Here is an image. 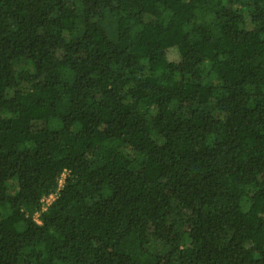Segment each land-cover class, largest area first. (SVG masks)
Wrapping results in <instances>:
<instances>
[{
    "label": "trees",
    "instance_id": "1",
    "mask_svg": "<svg viewBox=\"0 0 264 264\" xmlns=\"http://www.w3.org/2000/svg\"><path fill=\"white\" fill-rule=\"evenodd\" d=\"M0 264H264V0H0Z\"/></svg>",
    "mask_w": 264,
    "mask_h": 264
},
{
    "label": "rangeland",
    "instance_id": "2",
    "mask_svg": "<svg viewBox=\"0 0 264 264\" xmlns=\"http://www.w3.org/2000/svg\"><path fill=\"white\" fill-rule=\"evenodd\" d=\"M35 126L40 127L41 123L40 122L35 123ZM149 248H150V251L152 252H161L163 250L162 245L161 244L159 245V243L156 241L154 242V240L151 241Z\"/></svg>",
    "mask_w": 264,
    "mask_h": 264
}]
</instances>
